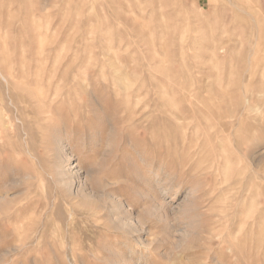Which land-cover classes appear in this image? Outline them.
I'll list each match as a JSON object with an SVG mask.
<instances>
[{
    "label": "rangeland",
    "instance_id": "1",
    "mask_svg": "<svg viewBox=\"0 0 264 264\" xmlns=\"http://www.w3.org/2000/svg\"><path fill=\"white\" fill-rule=\"evenodd\" d=\"M0 264H264V0H0Z\"/></svg>",
    "mask_w": 264,
    "mask_h": 264
},
{
    "label": "bare ground",
    "instance_id": "2",
    "mask_svg": "<svg viewBox=\"0 0 264 264\" xmlns=\"http://www.w3.org/2000/svg\"><path fill=\"white\" fill-rule=\"evenodd\" d=\"M10 77H11V76H10ZM3 78H4V77L2 76V79H3ZM4 80L6 81V79H4ZM6 82H7V81H6ZM30 90H31V89H30ZM34 90H35V89H34ZM37 91H39V90L37 89ZM34 92H36V91H34ZM41 93H42V92H41ZM37 94L39 95L40 93L37 92ZM40 96H41V95H40ZM40 96H39V97H40ZM40 98H41V97H40ZM42 98H44V97L42 96ZM42 98H41V99H42ZM48 99H49V98H46L45 101H48ZM34 101H35V100H34ZM52 103H53V101L51 102V105H52ZM40 104H41V103H40ZM42 105H43V104H42ZM50 112H51V111H50ZM60 175L63 176V173H60ZM58 182L61 183V184H63V183L65 182V181H64V178L59 179ZM65 184H66V183H65ZM65 184H64V185H65ZM70 188H71V187H70ZM70 191H71V190H70ZM115 206H117V205H115Z\"/></svg>",
    "mask_w": 264,
    "mask_h": 264
}]
</instances>
